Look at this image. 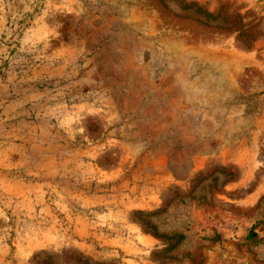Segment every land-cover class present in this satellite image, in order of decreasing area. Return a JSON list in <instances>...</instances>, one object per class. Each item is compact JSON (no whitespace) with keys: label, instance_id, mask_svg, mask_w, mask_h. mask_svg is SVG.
Here are the masks:
<instances>
[{"label":"rangeland","instance_id":"1","mask_svg":"<svg viewBox=\"0 0 264 264\" xmlns=\"http://www.w3.org/2000/svg\"><path fill=\"white\" fill-rule=\"evenodd\" d=\"M0 264H264V0H0Z\"/></svg>","mask_w":264,"mask_h":264},{"label":"trees","instance_id":"2","mask_svg":"<svg viewBox=\"0 0 264 264\" xmlns=\"http://www.w3.org/2000/svg\"><path fill=\"white\" fill-rule=\"evenodd\" d=\"M191 8V5H188L186 9ZM195 13L200 14L204 17L205 21H215L219 18L217 14L210 13L206 10H203L202 7L196 6L194 9ZM236 31H238L239 36H243L244 32L241 30V28H237ZM251 235H256L255 232L253 231V228L251 230ZM183 238V235L178 234L176 236V241H180Z\"/></svg>","mask_w":264,"mask_h":264}]
</instances>
